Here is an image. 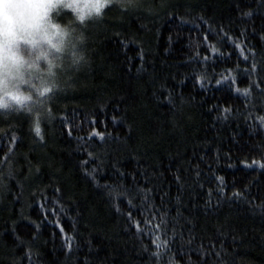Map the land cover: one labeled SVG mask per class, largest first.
Instances as JSON below:
<instances>
[{"label":"trees","instance_id":"trees-1","mask_svg":"<svg viewBox=\"0 0 264 264\" xmlns=\"http://www.w3.org/2000/svg\"><path fill=\"white\" fill-rule=\"evenodd\" d=\"M136 3L78 27L69 78L0 119V264H264V0Z\"/></svg>","mask_w":264,"mask_h":264},{"label":"clouds","instance_id":"clouds-1","mask_svg":"<svg viewBox=\"0 0 264 264\" xmlns=\"http://www.w3.org/2000/svg\"><path fill=\"white\" fill-rule=\"evenodd\" d=\"M105 7L106 0H0V111L26 110L55 87L74 37L55 20L57 10L84 24Z\"/></svg>","mask_w":264,"mask_h":264},{"label":"snow or ice","instance_id":"snow-or-ice-1","mask_svg":"<svg viewBox=\"0 0 264 264\" xmlns=\"http://www.w3.org/2000/svg\"><path fill=\"white\" fill-rule=\"evenodd\" d=\"M120 2H121V7H137L136 0H120ZM109 3H110V0H106V7H108ZM106 7H105V8H106ZM249 15H251V13H249ZM204 39L207 40L208 37L205 36ZM240 47H241V46H240L239 44L236 45V48L239 49ZM215 51H216V50L213 49V52H215ZM241 55H243V51H242V50H241ZM244 59L247 60L248 57L245 56ZM206 60H207V57H205V61H206ZM253 71H256V67H255V65H253ZM227 81H231L232 84H235V83H236V79H235L234 76H228V77H224V80H217V81H216V84L219 86L220 84H222V83H224V82H227ZM200 83L203 84V77L200 78ZM236 91H237V92H240L241 90H240L239 88H237ZM242 94H244V95H248V94H249V90H248V89H245V90L243 91ZM260 123H261V124H264V118H261ZM33 131H34L36 137L40 138V140H43V135H42V131H41V127H40V123H39V121H37L36 124L34 125ZM94 135H98V134H97V133H94ZM101 139H103V136H101ZM91 155H92V154L89 153V156H90V157H91ZM83 164H84V165H87V164H88V161H87V160L84 161ZM253 164H254V165H257V166L260 167V168H264V162L253 161ZM84 174H85L86 176H90V177H92V178L94 179L95 170H93L92 172H88L87 170H85V173H84ZM2 182H3V176H0V183H2ZM56 191L59 192L60 189H56ZM112 191L114 192L115 190H112ZM110 194H111V193H110ZM236 195H239V194L237 193ZM116 198H118V195H117ZM129 203H131V202L129 201ZM41 208H42V210H44V212H45V216H47V215L49 214V212H51V214H53V215L56 214V209H51V210L46 209V208L44 207L43 204H41ZM63 210H64V209H63L62 207L59 209V211H61V212H62ZM117 211H119V208H118V207H117ZM128 219H129L130 221H132L133 217H132V214H131V213L128 214ZM144 223H150V221H145ZM57 224H58V222H57ZM140 225H141V221H134V223L132 224V226L136 229L137 233H141V234H143V233H144V229L141 228ZM58 226H59V224H58ZM163 226H164V221H163V218H161V223L155 225V227H156L157 230H159V229H161ZM60 231H61V233H63V228H62V227L60 228ZM67 239H68V238L66 237V240H67ZM157 241H160V237H159V236H156V237L152 240V244H153V245L155 246V248L157 249V251H156L155 253H153V255L156 256V257L158 258L159 255H160V253H159L158 250L161 248L162 244H163V245H166L167 242H166V241H161L160 243H158ZM66 248H67V251H68L69 253H71V250H72V245H71V243H68V244L66 245ZM145 250H147V249H145Z\"/></svg>","mask_w":264,"mask_h":264},{"label":"rangeland","instance_id":"rangeland-1","mask_svg":"<svg viewBox=\"0 0 264 264\" xmlns=\"http://www.w3.org/2000/svg\"><path fill=\"white\" fill-rule=\"evenodd\" d=\"M113 0H110V2H112ZM58 11V10H57ZM60 11V15H64V13L66 12L65 10H59ZM71 15V14H70ZM71 17H72V15H71ZM93 21H95V19H92V20H89V21H87V22H85L84 24H79V23H77L76 21H75V25H72V26H70V29H72L73 30V32H74V37H73V39L72 40H70L69 42H68V52L65 54V56H64V58H63V61H62V66L59 68V69H57V73H56V76H55V87H58L59 86V88H60V82H62V84L66 81V78H69L68 77V74L70 73V72H62L63 70H64V67H66L67 66V64H68V62L70 63V60H71V58L74 56V53H75V51H76V46H77V44H76V31H77V29H78V27H82L83 25H84V28L86 27V28H88V26H90L91 24H89V23H91V22H93ZM89 24V25H88ZM88 25V26H87ZM76 45V46H75ZM57 83H59V84H57ZM62 87V86H61ZM57 89V88H56ZM40 98H43V97H34V100L35 101H33V103L30 105V108H28V110H30L31 111V108L32 107H35V106H37V105H39V102H40ZM33 110V109H32ZM19 111H21V110H5V111H0V119H5L6 117H8V115H9V113L10 112H19ZM29 111V112H30Z\"/></svg>","mask_w":264,"mask_h":264}]
</instances>
